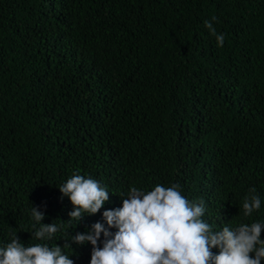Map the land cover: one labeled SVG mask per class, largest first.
Here are the masks:
<instances>
[{"label": "trees", "instance_id": "trees-1", "mask_svg": "<svg viewBox=\"0 0 264 264\" xmlns=\"http://www.w3.org/2000/svg\"><path fill=\"white\" fill-rule=\"evenodd\" d=\"M73 174L109 192L78 221ZM157 184L203 201L214 232L264 224V0H0V248L17 233L90 264L73 237L115 233L104 211ZM33 207L63 225L51 239Z\"/></svg>", "mask_w": 264, "mask_h": 264}, {"label": "clouds", "instance_id": "clouds-1", "mask_svg": "<svg viewBox=\"0 0 264 264\" xmlns=\"http://www.w3.org/2000/svg\"><path fill=\"white\" fill-rule=\"evenodd\" d=\"M205 27L216 35L217 44L222 47L224 35L216 34L211 21H205ZM179 188L178 184L167 188L157 184L145 192L132 187L122 207L103 213L109 228L118 229L115 233L97 222L88 233H77L72 240L92 244L90 264H261L264 224H242L235 230L225 226L214 232L202 219L204 202H190ZM59 190L74 206L69 217L76 221L83 213H97L109 199V192L98 181L79 174H73ZM250 191L255 193V188ZM260 207L259 196L246 197L244 215L249 216ZM32 217L40 223L34 233L37 239H51L63 227L41 223L44 213L36 207L32 208ZM102 232L105 239L100 247L98 240ZM11 235V242L0 248V264H74L61 246L38 243L26 247L17 233ZM63 247L71 245L65 243ZM214 247L219 248L218 253L212 252Z\"/></svg>", "mask_w": 264, "mask_h": 264}]
</instances>
